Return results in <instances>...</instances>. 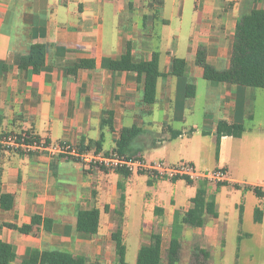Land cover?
Returning <instances> with one entry per match:
<instances>
[{
  "label": "crops",
  "instance_id": "0c3cea01",
  "mask_svg": "<svg viewBox=\"0 0 264 264\" xmlns=\"http://www.w3.org/2000/svg\"><path fill=\"white\" fill-rule=\"evenodd\" d=\"M254 10L264 11V0H0V133L28 132L48 142L76 145L101 141L102 152H107L115 148L123 128L136 126L141 133L130 154L146 164L184 163L196 171L225 172L228 186L129 174L124 180L121 227L126 253V228L149 238L154 217L166 216L165 249L161 234L165 264L175 215L191 208L198 189L205 192L207 202L216 194L235 197L240 200L235 208L250 199L262 211L261 222L256 223L262 224L264 197L242 187H259L264 181V89L213 79L216 70L229 68L238 18ZM128 44L135 60H149L158 52L161 76L150 107L141 102L142 85L135 73L109 69L108 61L118 60ZM32 47L46 51V65L37 75L18 67L19 58ZM174 58L184 61L180 77L170 72ZM80 60H92L94 67L70 73ZM187 85L193 86L191 98L186 96ZM109 120L111 125H104ZM220 121L241 124L245 131L238 138L221 136L216 154ZM0 162V194L13 197L11 210L0 209V224L29 225L33 217L41 218L30 233L0 227V241L13 247L11 264H28L33 249L67 253L80 258L81 264H117L112 235L118 227L119 174L84 172L82 164L61 157L14 152H4ZM214 205L216 217L208 215L203 227L192 228L204 239L199 250H222L225 244L220 203ZM91 207L100 211L99 229L96 235L85 236L76 231V216ZM156 207L163 210L159 217L154 215ZM45 219L49 231L43 228ZM188 228L182 229L181 248ZM104 234L113 247V260L99 257L102 247L96 241ZM148 243L135 244L136 260Z\"/></svg>",
  "mask_w": 264,
  "mask_h": 264
},
{
  "label": "trees",
  "instance_id": "16d2710c",
  "mask_svg": "<svg viewBox=\"0 0 264 264\" xmlns=\"http://www.w3.org/2000/svg\"><path fill=\"white\" fill-rule=\"evenodd\" d=\"M257 1V0H255ZM160 3L161 0H154V3ZM201 57V55H200ZM46 65V51L45 49L32 47L28 54L19 58L18 67L20 69L30 68L34 74H39L41 69ZM109 69L112 71H126L136 74L138 83L142 85L141 102L145 106H152L156 98V82L161 76L158 69V52H152L149 60H135L129 53V44L126 52L118 60L108 61ZM94 61L80 60L73 68L69 69L70 73H75L78 69L93 68ZM184 61L182 59L174 58L171 64V75L180 77L183 75ZM213 79L218 82L228 83L232 85L243 86L249 89H264V11L254 10L250 15L240 16L236 23L232 52L230 57V65L228 69L216 70L213 74ZM192 85H187L186 96L193 97ZM111 113V112H109ZM108 113V114H109ZM109 122H104V125H111ZM245 131V127L241 124H231L226 121L217 123L216 136V154L219 148V139L221 136H231L238 138ZM141 133V130L136 126L131 128H123L118 141L115 143L114 150L121 155H128L131 157L137 156L130 154L132 152V145L135 138ZM205 134V131H202ZM179 132H174L177 136ZM100 142L94 144L84 145L78 144L82 148L95 149L102 151ZM4 151L0 149V160ZM138 158H140L138 156ZM75 162V161H74ZM84 172L92 170L91 167L82 165ZM107 171V169H100ZM120 175L121 179L117 182L118 199L115 209L117 220V230L112 235V239L116 242L118 262L117 264H128L126 262V250L122 244L121 227L123 223V203H124V180L131 174L128 171L116 169L114 170ZM141 175L145 174L140 172ZM2 176V167L0 162V183ZM151 178H162L169 181L182 180L188 184L194 181L187 177H176L168 179L165 176L160 177L157 173L148 174ZM207 183L206 181H198ZM227 182H218L217 186H228ZM233 188L240 189L241 187L233 185ZM243 190L252 191L258 198L264 197V191L258 187L244 186ZM94 196V193L92 194ZM191 208L183 214L176 213L174 222L171 225L170 239L167 250V261L165 264H179L180 262V248H181V233L184 227L201 228L205 224L206 217L211 215L216 217L214 199L210 201L205 200V192L198 189L193 198H191ZM13 197L10 194H0V209L9 211L12 209ZM108 207H104L107 211ZM163 210L161 208L154 209V215L161 216ZM99 215L100 211L96 207L79 210L76 216V231L85 236H94L99 229ZM241 218V217H240ZM262 219V211L255 207L253 210V221L260 223ZM240 221V220H239ZM41 218L35 216L32 218L31 224L17 226L16 224L1 223L0 227L16 230L21 234L30 233L34 227L39 225ZM48 220H42L43 228L49 231L47 224ZM162 236L161 233L152 232L149 237L148 245L141 246L138 252L135 264H162L161 251ZM194 249L204 257L208 253L204 250H199L194 246ZM15 254L12 245L0 241V264H11L14 261ZM28 264H81V259L73 257L67 253H60L58 251H38L31 250L28 258Z\"/></svg>",
  "mask_w": 264,
  "mask_h": 264
},
{
  "label": "rangeland",
  "instance_id": "374dc122",
  "mask_svg": "<svg viewBox=\"0 0 264 264\" xmlns=\"http://www.w3.org/2000/svg\"><path fill=\"white\" fill-rule=\"evenodd\" d=\"M141 150L146 151L147 149L142 148ZM147 159H149V157ZM174 160L175 158H173V161ZM167 166L173 167L177 165L167 164ZM91 169L95 172H99L100 170L95 168ZM134 173L138 174L140 171ZM208 183L216 186L217 182L209 181ZM261 183L264 184V181ZM179 186L183 185L180 184ZM177 193H180V189L176 190V195ZM214 201L220 203V212L222 214L220 216V221L224 223L223 225L225 228L223 235L225 244L222 250L214 251L206 247L204 251L208 253V256L204 257L194 249V246L198 248L197 245L205 244L204 239H202L199 234L192 233V228H188L185 230V237L182 241L179 264H264V221L262 224H256L253 221L254 206L252 201L250 199L243 200V202L239 203V206L235 208L234 204L236 202L238 203L240 200L233 196L227 198L224 196V193L221 195H214ZM240 208H243V212L241 213H239ZM239 215L241 217L240 219ZM224 216L226 218L225 222L223 220ZM166 222V216L163 218L154 217L151 225V231H159L163 235L164 249L167 247L169 238V225ZM126 229L128 232H124L123 235L125 242H127L126 260L128 263L134 264L138 250L135 244L139 246L140 244L148 243L149 238L146 235H137L136 229L133 227ZM96 243V245L102 247L99 256L101 259H114L113 247L110 246L111 242L106 234L100 237ZM101 243L102 245H100ZM91 255L92 258H98L93 252H91Z\"/></svg>",
  "mask_w": 264,
  "mask_h": 264
},
{
  "label": "built area",
  "instance_id": "2783aa9c",
  "mask_svg": "<svg viewBox=\"0 0 264 264\" xmlns=\"http://www.w3.org/2000/svg\"><path fill=\"white\" fill-rule=\"evenodd\" d=\"M0 149L4 152H14L24 156L61 157L78 162L95 169H121L130 173H157L168 179L187 177L191 181L224 182L225 172L222 169L196 171L189 164H179L168 167L160 163L146 164L138 156L121 155L114 149L107 152L82 148L66 141L48 142L28 132L0 133ZM264 191V184L259 186Z\"/></svg>",
  "mask_w": 264,
  "mask_h": 264
}]
</instances>
